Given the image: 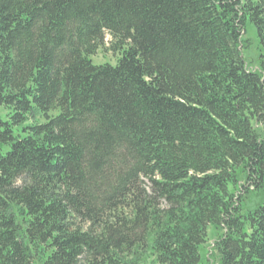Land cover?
Masks as SVG:
<instances>
[{
	"label": "trees",
	"instance_id": "16d2710c",
	"mask_svg": "<svg viewBox=\"0 0 264 264\" xmlns=\"http://www.w3.org/2000/svg\"><path fill=\"white\" fill-rule=\"evenodd\" d=\"M0 107V264H264V0H0Z\"/></svg>",
	"mask_w": 264,
	"mask_h": 264
},
{
	"label": "rangeland",
	"instance_id": "374dc122",
	"mask_svg": "<svg viewBox=\"0 0 264 264\" xmlns=\"http://www.w3.org/2000/svg\"><path fill=\"white\" fill-rule=\"evenodd\" d=\"M244 38L249 42L248 47L244 50V56L247 59V61L250 63L249 65L250 68L257 69L256 62L258 61L261 52L263 50L259 43L256 27L250 21H248L246 24V32ZM112 40L113 38L107 33L105 46L102 47L94 57H92V61L94 64L99 65V64L108 63L115 65L117 63L120 54L114 53L113 51L110 50ZM6 114L7 112L0 107V115L3 118H6ZM52 115H55V113H53ZM40 121L43 122L44 119H40ZM213 240H214V231L211 229L208 246H212V244L214 243Z\"/></svg>",
	"mask_w": 264,
	"mask_h": 264
}]
</instances>
